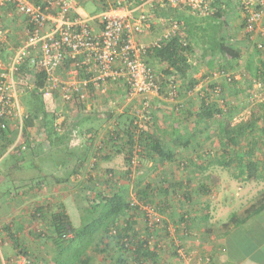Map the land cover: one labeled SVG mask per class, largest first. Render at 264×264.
I'll list each match as a JSON object with an SVG mask.
<instances>
[{"label": "crops", "instance_id": "crops-1", "mask_svg": "<svg viewBox=\"0 0 264 264\" xmlns=\"http://www.w3.org/2000/svg\"><path fill=\"white\" fill-rule=\"evenodd\" d=\"M88 1L92 2L97 9L101 8L100 0H82L81 2L78 0L79 4L76 9L83 8ZM105 1L107 5L110 6V1ZM120 1L125 3V7L135 9L137 12H143L149 17L150 28L143 34L135 37V40L140 44L155 42L167 31L171 21L181 19L182 16L186 14L185 11L189 14V10L183 5L164 6L160 3V0H137L138 3L135 0ZM206 1L209 12L202 13V16H212V14L217 12V8L211 6L210 10V5H214L215 3V5L219 7V4L225 0ZM211 1L213 4H210ZM236 2L238 5V0H236ZM229 9H231L234 18H232V22L228 23V25H232L234 30L238 29L244 32L242 27L243 15L239 7L233 5ZM97 14L99 13L93 14L92 17ZM0 16L1 28L3 30V36L0 38L1 70L5 69L7 62L9 63L11 59L10 55L14 47L19 45L23 40L24 18L8 7L0 10ZM90 17L91 15L89 18ZM181 22H183L182 19ZM262 24L264 25V20ZM92 25L95 31L100 30L98 21H94ZM239 42L240 41L237 42V38H233L232 40V43ZM243 42L244 40H241L240 43ZM194 48H196V46H194ZM145 58H147L148 64L155 71L157 81L161 85V95L165 96L166 88L164 84L166 83L165 80L168 78L162 72L165 66L161 65L155 56H148ZM204 74L203 70L198 73L193 70L192 78L199 80ZM21 89L22 88H20L21 94L19 93L18 96L22 98L24 97L23 95L26 94V91ZM110 92L113 96H109ZM103 96H106V100L103 101L100 106L92 103L85 105L81 110L82 113L80 112L82 115H75V119L72 121H66L64 115L58 114L64 121L62 132H60L62 133V138L52 137L50 139L44 136L41 137L39 134V127L43 125L44 121L38 118L33 122V125L26 130V144L28 145V150L18 156H10L6 155V153L1 156L0 189L6 184H13L15 191L8 196L4 195V193L3 196L2 193H0V264H19L20 261L15 257V249L10 242L11 238L7 230H9L16 239H21L23 237V239L29 241V244L33 245V243H36L38 240V238H35L38 236V233H42V237H45V239L52 235L49 224L54 214L63 210L72 222L74 221L72 217L77 219V217L82 215L85 211V208L84 211L77 210V206L81 204L85 207L86 202L83 201L80 203L76 200L79 196H84L87 199L91 195H95V191L89 186L91 184L87 183V180L83 179L78 174L69 177V181L62 182L61 178H67L69 176V171H89V168L86 166L89 162H91L89 166L92 167V171H119L123 168L125 169L126 164L123 150H118V148L115 150L111 148L109 144H106L107 138L103 136L101 131L104 124L109 120L105 113L101 114L100 112L105 111V108L106 111L110 113L111 110H109L110 107L108 105L110 104L112 106L114 100H119L120 103H124L120 112H125L124 114L130 115L132 112L136 113L139 109L140 100L136 99L137 96L128 98L127 86L123 81L116 84L114 89H109ZM116 96L117 98H114ZM189 96L191 95L187 94V98H185L182 103L185 106L192 105L188 100ZM151 98V106L155 112H159L157 113L159 115L160 111H158V108L161 104L160 97L153 95ZM49 101L51 103L45 102L46 112L55 116L57 108H54L52 103L60 101L58 93L54 94L53 99ZM22 104L24 110H27L26 101H23ZM48 104H51L53 108L51 107L50 109ZM168 120L167 118L160 120L154 125L153 129L150 128V132H157L159 134L162 130H167L168 128L175 129V127H177L179 133L173 135V137L187 134L184 129L186 126H189V123L183 127L181 126L183 125L182 123H184L183 121L172 122ZM121 122V119H119L118 125H122ZM204 123L208 124L207 122H203L202 125ZM10 125L8 126L10 134L0 138V151L2 147H7L8 140L14 136L13 126ZM170 131L171 130L167 131L168 133H166L164 137L165 144L169 145L173 140ZM97 149H100L101 154L103 153L106 155V158H100L99 156L97 161L93 159V157L96 156L95 151ZM202 152L205 151L203 150ZM210 154H212L213 157L216 156L214 153ZM206 155H209V153H206ZM176 157L177 155L175 153L173 159ZM95 162L96 165L94 164ZM166 163L169 162L163 161L158 163V165L159 167H164ZM151 165L152 163H150V166ZM93 167L95 168L94 170ZM165 172H168L167 176L171 178L170 172ZM208 172L209 174L207 177L203 178L208 179L210 177L212 181L216 178V181L220 185L221 179L217 171L213 169V171ZM74 179L76 181L77 179L79 180L76 182ZM181 180L182 179L178 178L176 181L177 183H181ZM196 180L201 181L198 178ZM192 182L193 180L191 183ZM233 183L235 182L229 181L227 186H233ZM207 184L208 182L201 181V184L194 192L192 189H188L190 187L186 186L184 181L181 186V195L184 197V191L189 190L190 199H183L181 197L180 200L175 202L173 200H168V202H166L164 198L159 199L164 202L165 206L168 204L167 208L169 210L165 209L166 213L163 215L164 218L170 220L171 223L165 224L166 229L168 226H177L170 239L181 247L185 254V257H179L171 250L167 253H165L166 251L163 252L165 254V261L167 259L166 264H264V210L243 223L231 224L232 222H230L234 215L242 217L245 207L254 204L260 199L261 195L252 198L255 194L254 192H257V189L253 188V186H240L237 188L239 191V198L237 199L235 198L237 196L236 192L228 193L226 186H224V190L219 187L217 188L218 185L213 184L207 186ZM201 185L206 187L207 191L201 189ZM78 190L80 191L78 192ZM86 192L88 195H86ZM193 194L198 196L197 200L194 199ZM227 194H230L231 198L227 196ZM224 198H227V200L229 199V201L226 200L224 202ZM235 201L240 204L239 208L241 207L238 212L231 210L232 204H234ZM160 203L158 204L160 205ZM18 211L19 213H17ZM231 211L233 213H230ZM39 213L41 216L38 215ZM181 219L186 220L185 222H181L183 224L180 227L181 224H178ZM224 224L227 226H223ZM36 227H38L39 230L34 229ZM42 237H40V239H42ZM23 246L25 247L24 244ZM35 249L36 251L39 250L38 248ZM92 250V256L95 255V257L89 264H93L94 260H101V256L99 255L102 254H94L95 249ZM107 253L115 255L117 258V251L114 248L109 247ZM40 255L43 254H41L39 250L37 256L39 257ZM158 259H160V256H157L156 261H158ZM27 262L26 264H30V261ZM113 263L124 264V262L121 263L120 260L119 262L113 260ZM127 263L130 264V260ZM134 264H136V262H134ZM138 264H141V262Z\"/></svg>", "mask_w": 264, "mask_h": 264}, {"label": "trees", "instance_id": "trees-1", "mask_svg": "<svg viewBox=\"0 0 264 264\" xmlns=\"http://www.w3.org/2000/svg\"><path fill=\"white\" fill-rule=\"evenodd\" d=\"M31 3L35 5H39V0H29ZM75 1L77 7L79 2L82 0H72ZM110 1V6H115L117 4L118 0H108ZM137 3L138 1L135 0ZM101 8L97 9L98 11L96 13H100L103 10H106L109 5L105 2V0H100ZM98 2V3H99ZM103 2V3H102ZM121 5L125 6V3L122 1L119 2ZM221 5V4H220ZM10 8L14 10L17 14L22 16L24 18V25H23V40L21 43L14 47V49L11 52L10 58L12 57V54L21 46V44L26 39L25 37V29H26V21L27 18L25 15L18 13L17 10L10 5V3H5L3 6H0V10L3 8ZM76 7V8H77ZM188 9V8H187ZM208 9V8H207ZM189 10V9H188ZM228 10V9H227ZM77 11V9H76ZM72 14L74 18H80L77 14ZM95 13V14H96ZM221 9L220 6L217 8V12L212 14V16L207 17L206 19H209L211 21L210 25L214 27H219L216 32L213 33L210 37V41H212V44L209 43L206 45V47H202L201 49H204L202 52L198 51L197 46L194 48L196 44H192V41L195 37V34L193 33L196 30H192V28L195 27L196 23H200L202 21H205V19H198L195 17H201L202 13H193L192 11H189V14H184L182 16L183 22H181V19H176L175 21H171L169 28L167 30H171L173 24H177L178 28L166 39L163 38V35L155 41V45L153 47L150 46L149 50L142 55V61L147 64L150 68H152L147 61L148 56H155L159 63L161 65H164L165 68L162 69V72L168 77L165 80V95L168 90V84L169 79L171 77H174L177 81V96L175 100L177 101L178 98L186 97L187 94H189L193 88L198 84V81L194 78H192V72L194 70V67L190 60H192L193 57L197 59H206V65L208 66H214L215 62H213V59H221L225 63H228V60H237L241 56V50L240 45H237L235 43H232L233 35L228 32L227 35H225L223 32L226 31L225 26L228 25L226 17L220 18ZM92 17V15H91ZM90 17V18H91ZM83 19V18H80ZM89 19V17H87ZM226 19V20H225ZM264 20V18H263ZM199 21V22H198ZM221 21V22H220ZM223 21V22H222ZM263 22V21H262ZM92 23L94 21H90V26L93 28ZM195 23L193 26L192 24ZM263 25V24H262ZM192 26L191 30L189 29ZM264 26V25H263ZM243 30L247 37H249L252 42L254 43V49L253 52L255 56L258 57L259 64H254V61L251 56H249L246 60L245 68L248 71V73L251 75L250 78H252V82L254 83V86L256 85L255 82L260 81L264 83V56L257 48V42L259 40H264V38H261L259 35L254 36L252 34H249L245 31V24H244V18L242 22ZM224 28V29H223ZM217 29V28H216ZM94 30V29H93ZM95 31V30H94ZM3 36V30L1 28V16H0V38ZM253 36V37H252ZM154 43V42H153ZM151 44V43H149ZM198 45V44H197ZM211 47L213 50H211ZM200 49V50H201ZM197 54V55H196ZM193 58V59H195ZM77 59H72L69 55L65 54V58L62 61V63L59 65V68L56 71V76L60 77L65 76L67 72L76 64L78 63ZM10 62V60H9ZM9 63L7 62L6 67H8ZM196 65V64H195ZM194 65V66H195ZM3 70H0V73ZM152 71L155 74V71L152 68ZM223 72H220L222 74ZM211 74V73H210ZM207 75L205 79H211V75ZM80 76H85L84 72L79 71ZM213 77L211 80L216 79L218 74H212ZM204 76V75H203ZM203 76L200 81L203 82ZM28 78H31L32 83L30 85H27ZM14 79L18 83V88H22L23 91H26V89L29 90V94L26 100L27 103V110H22L24 121H23V138L25 141V148L21 149V147L14 148L13 150H10L11 146L13 145L14 138H11L8 140L7 147H2V150L0 151V158L2 155L6 153V155L10 156H18L26 150H28V145L26 144V130L28 127L33 125V122L41 118L44 123L39 127V134L40 136H44L47 138H62V129H63V122H61V129L58 131L56 127L54 126L56 119L58 118L57 115H53L46 112L45 109V97H44V87L46 86L47 77L45 73L42 70L34 69V67L30 64L28 59H24L22 63L18 66L17 71L14 74ZM230 80V79H228ZM210 82V80H207ZM26 82V83H25ZM121 82V81H120ZM156 82L160 86V91L158 94H161V85L157 81ZM215 82V80H214ZM25 84L28 87L23 88L21 85ZM119 84V83H117ZM116 85V84H115ZM261 83L259 84V89L261 88ZM208 89L212 92L218 91V86L208 85ZM88 92L92 94L95 91V88L92 86H89L87 88ZM91 90V91H90ZM204 90V89H203ZM216 90V91H215ZM108 91V90H107ZM106 91V92H107ZM50 96L53 99V95L57 94L59 95V99L61 100V91L59 88L51 89ZM21 94V93H20ZM127 94H128V88H127ZM166 98V96H165ZM77 96L73 95V98L71 101H64L65 103H78L80 105L81 103L78 102ZM193 101V98H191ZM199 102L197 104L198 107L192 108L191 111L186 110L187 112L184 113L182 111L183 104L175 105L172 109L174 113L177 112V115H183V118H188L189 115L194 116V126L195 129L192 133H189L188 130L186 131L187 134L183 136H174L177 133H179V130L177 127L175 129L168 128L167 130H162L159 132H149V131H140L141 127L139 128V134H138V144L140 146L141 152L139 156L146 160H152L155 163H160L163 161L172 162L173 157L175 156L176 150L178 148H188L193 147V145L197 142L195 136L198 133H204V130L207 127L203 124V122H209L215 118H219V116L222 115V110L218 109L214 103L209 102V97H203L199 98ZM251 100V99H249ZM191 103V102H190ZM21 108V107H20ZM140 108V107H139ZM83 107L81 108V110ZM257 112L254 110L251 113V116L248 120L244 122H239L235 124L234 126H230L229 122L232 120V111L227 110L228 118L223 119L218 123V128H220V134L218 139L220 141L224 140L222 144V155H225V158L221 157L219 160L214 161L215 157L212 156V154L208 155V163L206 165L202 166L203 169L209 168L211 166H214L213 164H216V166L222 167L223 169H229L232 171V178L235 180H240L243 182H257V181H264V134L259 135L255 133L257 129H260L261 133L264 131V103H261L259 105V111L258 108L256 109ZM180 112V113H179ZM189 112V113H188ZM229 112V113H228ZM130 114L129 119L131 118ZM150 115L151 119L149 123L155 121L154 113L151 111L150 107ZM227 116V115H226ZM185 118V119H186ZM176 120V119H175ZM177 121H180L179 119ZM175 121V122H177ZM187 121V120H186ZM145 123L144 121H140V123ZM184 122V121H183ZM148 123V122H146ZM201 127H200V126ZM205 125V127H204ZM200 128V129H199ZM137 127L134 125V121L129 120L125 123H122V125L116 124L115 127H113L109 133L106 136V144H109L111 148H118V150H123L124 154V161L126 164L125 172L123 173V176L125 180L130 181L133 176L134 169L137 167H130V158L132 156L133 147L136 144V141L134 140V132L136 131ZM188 129V128H185ZM171 130V138L173 139L171 144H165L164 137L165 134L168 133L167 131ZM0 138H2L4 135H9L10 131L8 130V125L5 130L0 131ZM14 137V136H13ZM193 140V141H192ZM191 142L194 144L192 145ZM105 144V145H106ZM198 145V144H195ZM96 158H106V155L103 153L101 154L100 149H97L95 151ZM212 160V161H211ZM201 168V167H200ZM74 170V168H73ZM79 174V171H69V176L66 178H61L62 182H65L68 180L69 177L72 175ZM108 175H111L109 177ZM118 179L114 177L112 171H105L104 177L102 179V183L106 186L105 189L108 191H98L94 186H92L93 190L95 191V195H91L86 199V205H85V211L84 214L80 219L78 225H75L74 222L69 220V217L65 214V212L59 211V213L54 214L52 216V219H50L51 223L49 224V228L51 231V236L47 238V240L51 241L54 246V254L53 261L51 263L54 264H63L65 259H60L64 254L65 257L67 254L71 255L72 259L68 258L66 261H69L72 264H89L92 262L93 259V250L95 249L94 254L99 253H107V250L109 247L114 248L117 251V258L114 255V257H110V260L115 258L116 262H124V264L127 263L130 260V264H133L136 262L143 263V261L155 263L157 256L153 253H151L146 248H143V239L138 238L139 234L138 232L143 231L142 224L140 223L137 225V222H130L127 219V211H128V201H129V194L130 192H134L141 201L150 204L156 208V210L160 214L166 213V210H169L168 204L165 206L164 202L162 200L160 205L158 203H154L153 201V195L155 194V191L161 192L160 197L164 198L166 202L170 200V197L172 195H176L177 192L175 191L177 188L182 186V183H175L173 185H168L166 189L163 188V190L160 189L162 183L158 184V187L156 186V189L153 190L150 186L142 187L141 185H136V190H129L127 191V188L121 186H117ZM201 189H204V191H207L206 187L203 185L200 186ZM9 193L8 195H10ZM187 199L190 197L189 190L184 191V197L181 195L178 200L181 199ZM176 198V197H175ZM191 198V197H190ZM189 198V199H190ZM174 201V200H173ZM177 201V200H176ZM175 202V201H174ZM157 204V205H156ZM264 210V192L261 193L260 199H258L254 204H251L248 207H245L243 211L242 217H238L234 215L230 222L231 224H239L243 223L249 218L259 214ZM39 216L40 213L38 214ZM37 217V216H36ZM124 219V223L126 226L120 227L118 224L120 223V220ZM186 219H181L179 221L180 226H182ZM230 224V223H228ZM116 226V227H115ZM227 226V225H223ZM116 228V234L115 235H109V231L111 228ZM177 228V226H176ZM175 228V229H176ZM70 231L72 233V238L65 239L64 234ZM8 235L10 236V242L12 243L13 248L15 249L16 255L15 257L20 258H28L30 254L29 249H24L23 242H21L20 239H16L10 232L7 230ZM147 231H145V234L147 235ZM42 233H38V236L35 238L40 239L42 237ZM126 239V241H124ZM164 240V235H158L157 234V241ZM129 244L130 247H134L136 250L134 252H131L129 254L130 247H126V245ZM171 248L169 250L174 252V249H176L174 242L171 243ZM181 248V247H180ZM167 250V251H169ZM166 251V252H167ZM138 254V255H137ZM20 258V259H21ZM129 259V260H128ZM136 259V260H135ZM128 260V261H127ZM27 261H30L27 260ZM115 264V263H112Z\"/></svg>", "mask_w": 264, "mask_h": 264}, {"label": "built area", "instance_id": "built-area-1", "mask_svg": "<svg viewBox=\"0 0 264 264\" xmlns=\"http://www.w3.org/2000/svg\"><path fill=\"white\" fill-rule=\"evenodd\" d=\"M119 2L120 0L115 6H108L106 10L89 19H80L72 16L77 7L72 0H39V5L29 0H0V6L10 3L18 13L27 18L26 39L13 53L8 67L2 69L0 73V131L12 124L14 140L10 150L17 147L25 148L24 117L18 101V94L21 91L14 74L22 61L28 59L34 69L42 70L47 77L44 96H49L51 89L59 88L62 100L71 101L73 95H76V100L83 103L89 86L95 88L100 95H104L109 83L117 84L123 81L128 88V98L140 97V108L137 111L139 121H134L137 129L133 131L136 144L130 158V167L138 166L141 152L138 144L140 121L149 123L151 119L149 98L160 91L152 68L145 64L141 57L150 46L155 45V42L140 44L135 40L137 35L150 28L149 17ZM160 3L164 6L183 5L193 13H203L207 8L206 0H160ZM238 7L244 18L245 31L264 38L262 25L264 0H238ZM90 21H98L100 30L94 31ZM177 28L178 25L173 24L170 31L164 32L163 38L169 37ZM257 43L258 50L264 56V41L259 40ZM65 54L72 59L80 60L67 72L65 80H60L55 73ZM79 71L85 73L82 79H78ZM168 81L165 96L169 101L176 102L178 81L174 77ZM62 121L61 116L55 121L54 126L58 131L61 129ZM128 205L127 219L130 222H137V225L142 224L143 231L138 232V238L145 241L143 248L156 256L169 250L172 247L170 238L176 227L168 226L166 229L164 217L154 206L141 201L134 192L129 194ZM118 225L121 228L126 226L124 219L120 220ZM145 231L148 232L147 235ZM115 234L116 228L113 227L109 235ZM157 234L164 235V240L157 241ZM72 236L70 231L64 234L65 239ZM126 247L130 245L127 244ZM175 247V254L185 257L182 249L176 244ZM135 250L134 247H130L129 254ZM141 264L162 263L143 261Z\"/></svg>", "mask_w": 264, "mask_h": 264}, {"label": "rangeland", "instance_id": "rangeland-1", "mask_svg": "<svg viewBox=\"0 0 264 264\" xmlns=\"http://www.w3.org/2000/svg\"><path fill=\"white\" fill-rule=\"evenodd\" d=\"M106 2V1H105ZM107 3V2H106ZM212 3V1L210 2V4ZM213 4V3H212ZM236 6L237 2L236 0H225L221 2L220 9H221V13H220V18L221 17H226L228 23L232 22V18H234L232 15V11L231 9H229L232 6ZM211 6H214L215 8H218L217 5H210V10H211ZM228 9V10H227ZM97 7L90 1H88L85 6L83 8H78L76 11V14L83 19H87V17H89L90 15H93L97 12ZM208 9H205L203 13H208ZM186 14H188L187 11H185ZM210 15H206V16H201V17H195L198 19H205V21H202L200 23H196L195 27L192 28V26L195 24L193 23L192 26L189 28L191 30H196L193 33L195 34V37L192 41V44H196L195 46H197L198 51L202 52L204 49H201L202 47H206V45L209 43L212 44V41H210V37L211 35H213L214 32H216L218 30L219 27H214L211 26L210 23L211 21L209 19H206L207 17H209ZM225 19V20H226ZM199 22V21H198ZM221 22V21H220ZM223 22V21H222ZM217 28V29H216ZM225 28H229L226 29L225 32H223L225 35L228 34V32H230L231 35H233V38H237V42L241 40H244L243 43H235L237 45H240V50H241V56L239 57V59L237 60H228V63H225L224 61H222L221 59H213L212 61L215 62L214 66H208L206 65V59H197L195 57V59L192 58L191 63H195L192 64L194 67V71H196V73L200 72L203 70V72L205 73L203 76V82L202 81H198V84L193 88V90L189 93V98L188 100L191 102L192 105L190 106H183L182 111L184 113H186V110H189V112L191 111L192 108H196L198 107L197 104L199 102V98H201V96L203 97H209V102L214 103L216 105V107L220 110H222V115L219 116V118H215L209 122H207L208 124L207 127L204 130V133H198L195 138L196 139V143L198 145H195L193 142H191V144L193 145V147H188V148H178L176 150V155L177 157L175 159H173L172 162L166 163V166L164 167H159L158 163H155L152 160H146L144 158H142L141 156L139 157V164L138 166L134 169L133 172V176L132 179L130 181L125 180L123 173L125 172V169H121L119 171H112L114 177H116V179H118L117 182V186H121L123 185V187L127 188V191L129 190H136V185L139 184L142 187L145 186H150L153 188V190L156 189V186L158 187V184L162 183L160 189L163 190L166 189V187H168V185H173L175 183H177V179L180 178L181 183H183L185 181L186 186L190 187L188 189H192L194 192L197 190V187L201 184V181L204 182H208L207 186L209 185H218L217 188H222L225 190V187L228 190V193L233 192L237 194V196L235 198H239L238 195V190L237 188H239L240 186H253V188L257 189V192H254V196L252 198L257 197L258 195H261L262 192H264V181H257V182H243L240 180H234L231 176V172L229 169H223L222 167L216 166V164H213L214 166L209 167L208 169L205 168L203 169L202 166L206 165V163H208L209 159H208V155H206V153H214L216 154L215 160L217 161L219 160L221 157L225 158V155H222V144L224 142V140L220 141L218 139L219 134H220V128H218V123H220V121H222L223 119L228 118V114H227V110L230 111L232 114V120L229 122L230 126H234L235 124L239 123V122H244L246 120L249 119V117L251 116V113L255 110L257 112V108L259 111V105L261 103H264V83L260 82V81H256L255 82V86L254 83L252 82V78H250V74L248 73V71L245 68V64H246V60L249 56L252 57L254 64H259L258 62V57L255 56V54L253 53L255 51L254 47V43L252 42V40L246 36V34L241 30H234V28L232 27V25H227L225 26ZM224 29V28H223ZM244 33V36H243ZM240 39V40H239ZM264 41V40H262ZM198 44V45H197ZM201 49V50H200ZM211 50L212 47H211ZM195 65V66H194ZM220 72H223L222 74H220ZM211 73V74H210ZM218 74V76L216 77V79H212L213 75L212 74ZM209 74L211 75V79H205V77ZM59 79L60 80H65L66 75L65 76H61V74H59ZM84 76H78V79H82ZM29 80H27V85H30L32 83V79L28 78ZM230 79V80H228ZM207 80H210V82H208ZM215 80V82H214ZM26 83V82H25ZM261 85V88L259 89V84ZM215 85L218 86L219 89L216 92H211L210 89H208V85ZM25 84H22V87H28ZM108 91L109 89H114L115 84L113 83H109L108 85ZM204 89V90H203ZM29 90L30 89H26V94L23 95L24 97H19L18 96V101H19V105L21 107V109H23V101L27 100L28 94H29ZM91 91V90H90ZM109 96H113L112 93H109ZM94 96V97H92ZM156 96V95H155ZM157 96L160 97V106L158 108V111H160V114L158 115L157 113L159 112H155V110L152 108L151 106V102H152V98L150 96L149 98V103H150V107H151V111L154 113V117H155V121L151 122V123H140V131H149L150 132V128L153 129L154 125L156 123H158L160 120H164L165 118L169 119L168 121H172L175 122L178 119L180 121H184V123H182L183 127L186 126V124L189 123V126H186V128L188 129H184L185 131H189V133H192L195 129L194 126V116L193 115H189L188 118H183V115H177V112L174 113L172 111L173 107L175 105H180L181 103H183L184 99L187 98L186 97H182V98H178L176 102H171L169 101L167 98H165L164 95L161 94H157ZM45 97V102H50L49 100H52L51 96H44ZM106 96L100 95L98 93V91H94L92 94H88L85 98V101L83 103H81L80 105H78V103L72 102V103H65L64 100H60L59 102H55L52 103L53 107L57 108V114L60 115H64V118L66 121H72L73 119H75V115H82L81 113V108L84 107L85 105L92 103L94 105H98L100 106L101 103H103V101H105ZM114 98H117L114 97ZM193 98V101L192 99ZM136 99L140 100V97H137ZM251 99V100H249ZM194 102V103H192ZM51 103V102H50ZM50 109H51V104H48ZM124 103H120L119 100H114L113 105L111 106L110 104L108 105L110 107L109 111L107 112L106 109L104 108L105 111L100 112L105 113V115L108 118V122L106 124H104L103 128H102V133L103 136H107V134L109 133V131L116 126V123L118 124V120L121 119V123H125L129 120L132 119V121H139V112L136 111L132 112L133 115H131V118L129 119L130 115L121 113V109L123 107ZM196 105V106H195ZM52 107V108H53ZM81 112V113H80ZM188 112V113H189ZM79 113V114H78ZM180 113V112H179ZM229 113V112H228ZM227 115V116H226ZM176 119V120H175ZM187 120V121H186ZM204 125V127H205ZM264 126V124H262ZM12 126V124L10 125ZM200 126V125H199ZM203 126V125H202ZM201 127V126H200ZM12 128V127H11ZM200 129V128H199ZM183 131V130H182ZM255 133L262 135L264 134V131L261 133L260 129H257L255 131ZM193 141V140H192ZM205 152H202V151ZM179 151V153H178ZM91 157V156H90ZM93 159H95L96 161L98 160V158L93 157ZM212 161V160H211ZM150 163H152V165L150 166ZM89 164H91V162H89ZM89 164H87V168H89V171H79V174L83 179L87 180V183H90L91 185H89L90 187L94 186L98 191H104L105 189V185L104 183H102V179L104 177V173L105 171H92L91 168L89 166ZM96 165V162L94 163ZM201 167V168H200ZM126 168V167H125ZM95 168L93 167V170ZM213 169L215 171H217V174L220 175V185L219 183L215 180L212 181V179L209 177L208 179L203 178V177H207V175L209 174L208 171H213ZM165 171H169L171 178L167 176V173ZM200 171V172H199ZM166 175V177H165ZM175 175V176H174ZM192 177V178H191ZM79 178V177H78ZM199 179L201 181H197L196 179ZM79 179H77L78 181ZM193 180V182L191 183V181ZM69 181V180H68ZM74 181H76L74 179ZM76 181V182H77ZM235 182L233 183V186H227L228 182ZM200 182V183H199ZM84 183V182H83ZM82 183V184H83ZM3 186V185H2ZM216 187V186H215ZM182 187L177 188L175 191L177 192L176 195H172L170 197V200H178V197L181 196ZM229 188V189H228ZM14 187L13 184H6L5 186H3L2 189H0V193H4V195H7L9 193H13ZM80 190H78L79 192ZM105 191L107 192L108 190L105 189ZM162 192V191H161ZM161 192H159L158 190L155 191L154 195H153V201H155L154 203H159L160 202V194ZM226 193V192H225ZM82 194V193H81ZM240 194V193H239ZM3 195V196H4ZM86 195H88V193L86 192ZM194 195V199L197 200L198 196L196 194ZM251 195V192H250ZM227 196H229L231 198V195L227 194ZM64 197V196H63ZM176 197V198H175ZM85 199V200H84ZM227 200V198H224V202ZM77 202H86V198L84 196H79V198L76 200ZM229 201V199L227 200ZM85 205V203H84ZM157 205V204H156ZM232 208L231 210H233L234 212H238L241 207L239 208L240 204L238 202L235 201L234 204H232ZM84 206L83 205H79L77 206V210H82L84 211ZM19 213V211L17 212ZM230 213H233L232 211ZM79 214V212H78ZM84 212L82 213L83 216ZM163 217L164 215L161 214ZM82 216H78L77 219L75 217H72V220H74V224L78 225V223L80 222L79 219ZM237 216V215H236ZM238 217V216H237ZM75 218V219H74ZM42 223H44L43 221H41ZM174 222V221H173ZM171 221L164 218V224H170ZM34 229H38V227L34 228ZM41 230V229H40ZM21 242H23V244L25 245L24 249H29L30 250V254L28 256V258H21L22 256H20L19 259V264H26L25 261L30 259V264H54L51 263V261H53V254H54V246L52 244L51 241L45 239V237H42V239H38L36 243H33V245L29 244L28 240L23 239V237L20 239ZM27 242H26V241ZM36 241V240H35ZM29 245V246H28ZM35 248H38L41 251V254L39 257L38 255V251H36ZM168 252V251H167ZM165 252V253H167ZM16 253V252H15ZM45 254V255H44ZM101 256V260L99 261H95V264H112L113 260L115 258H113L112 260H110V257H114L113 254L110 253H102ZM167 256V255H166ZM72 256L67 254V256L65 257V254L60 258V259H65L63 264H72L69 261H66L68 258H71ZM95 257V255L93 256V258ZM23 259L25 260L23 262ZM93 261V264H94ZM158 262L162 263V264H166L167 259L165 261V254L160 255V259H158ZM169 264V263H168Z\"/></svg>", "mask_w": 264, "mask_h": 264}]
</instances>
